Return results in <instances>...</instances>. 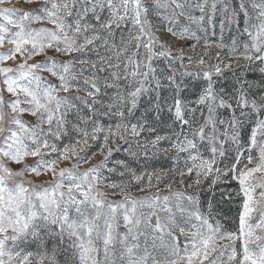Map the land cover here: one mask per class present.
<instances>
[{"label":"snow or ice","instance_id":"obj_1","mask_svg":"<svg viewBox=\"0 0 264 264\" xmlns=\"http://www.w3.org/2000/svg\"><path fill=\"white\" fill-rule=\"evenodd\" d=\"M0 264H264V0H0Z\"/></svg>","mask_w":264,"mask_h":264},{"label":"rangeland","instance_id":"obj_2","mask_svg":"<svg viewBox=\"0 0 264 264\" xmlns=\"http://www.w3.org/2000/svg\"><path fill=\"white\" fill-rule=\"evenodd\" d=\"M13 2H15V0H13ZM18 6H24V7H27L26 5H18Z\"/></svg>","mask_w":264,"mask_h":264}]
</instances>
